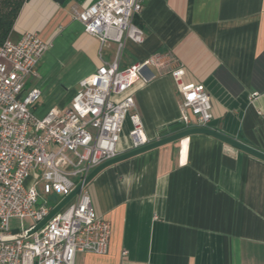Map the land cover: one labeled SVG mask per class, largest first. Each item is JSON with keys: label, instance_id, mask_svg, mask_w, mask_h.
<instances>
[{"label": "crops", "instance_id": "obj_1", "mask_svg": "<svg viewBox=\"0 0 264 264\" xmlns=\"http://www.w3.org/2000/svg\"><path fill=\"white\" fill-rule=\"evenodd\" d=\"M96 1L26 0L18 12L10 39L30 31L52 44L33 82L54 83L61 103L52 107L69 105L79 82L119 51L73 15ZM134 19L145 39H124L120 68L160 60L150 81L129 89L148 141L180 122L172 71L182 68L185 85L206 86L209 127L264 152V0H144ZM129 147L125 133L119 151ZM85 191L110 223V243L103 255L78 252L74 264H264V160L216 137L189 135L115 163Z\"/></svg>", "mask_w": 264, "mask_h": 264}, {"label": "built area", "instance_id": "obj_2", "mask_svg": "<svg viewBox=\"0 0 264 264\" xmlns=\"http://www.w3.org/2000/svg\"><path fill=\"white\" fill-rule=\"evenodd\" d=\"M143 5L144 0H97L73 10L87 33L102 46L118 43L119 51L79 82L69 105L51 107L42 117L35 113L42 91L33 82L52 44L27 31L0 45V264H74L78 252H108L110 223L97 215L85 187L33 230L90 171L121 153L126 130L130 149L149 142L143 120L132 112L135 99L129 89L139 79L154 77L145 73L160 65L159 56L119 66L124 39L144 42V31L134 22ZM182 73V68L172 71L182 95L180 122L183 128L209 127L213 116L206 86L185 85ZM16 217H31L33 223L11 229Z\"/></svg>", "mask_w": 264, "mask_h": 264}, {"label": "water", "instance_id": "obj_3", "mask_svg": "<svg viewBox=\"0 0 264 264\" xmlns=\"http://www.w3.org/2000/svg\"><path fill=\"white\" fill-rule=\"evenodd\" d=\"M193 134H207L213 137H216L222 141H225L226 143H229L259 159L264 160V152L256 149V148H251V146L238 141L235 138L229 137L227 135H224L223 133L212 129L211 127H188V128H183L181 130L172 132L168 135H165L163 137L158 138L157 140L154 141H149L145 145L143 144L142 146L135 148V149H130L125 152H121L117 155V157H113L104 163L100 164L96 168H94L90 173L85 177L83 181H81L78 186L75 187V189L65 197V199H62L53 209L50 211V213L41 221L39 224L35 227V230H38L41 228L47 221H49L56 213H58L66 204H68L71 200H73L79 193L80 191L86 187L95 177L98 175L101 171H104L107 167L118 163L120 161L126 160L130 157L137 156L140 154H144L145 152H148L150 150H153L155 148H158L162 145H165L167 143H170L172 141H176L178 139L184 138L189 135Z\"/></svg>", "mask_w": 264, "mask_h": 264}, {"label": "trees", "instance_id": "obj_4", "mask_svg": "<svg viewBox=\"0 0 264 264\" xmlns=\"http://www.w3.org/2000/svg\"><path fill=\"white\" fill-rule=\"evenodd\" d=\"M26 0H0V45L9 38L18 12ZM136 20L134 19V22ZM185 127L181 122H175L162 129L161 134L172 133Z\"/></svg>", "mask_w": 264, "mask_h": 264}, {"label": "rangeland", "instance_id": "obj_5", "mask_svg": "<svg viewBox=\"0 0 264 264\" xmlns=\"http://www.w3.org/2000/svg\"><path fill=\"white\" fill-rule=\"evenodd\" d=\"M102 47L106 48L107 45H104ZM41 65H42V68H41L42 72H45L46 66L43 64H41ZM64 67H66V65H64ZM68 70H69L68 68H65V74H66V72H68ZM66 77H67V75H66ZM51 82H49V86L48 85L45 86V89L42 86H39L38 83L33 85V86H39L41 89H43V96L41 99V103L38 106H36L37 110L35 111V113L38 117L44 116L52 106L61 103L58 93L57 94L54 93L55 91H53V88L50 86V84H54ZM60 87H61V85H60ZM66 94L68 95V97L66 95L65 100H68L70 93H66ZM126 133H128L127 130H126ZM45 198L47 200H49L50 205H53L55 203L54 201L49 199V197H47V196H45L42 199L44 200ZM56 198H59V197H56ZM43 200H40L39 205L43 204ZM32 223H33V219L31 217H26V218L16 217V218H11L10 227H11V229H20L22 225L29 226Z\"/></svg>", "mask_w": 264, "mask_h": 264}]
</instances>
